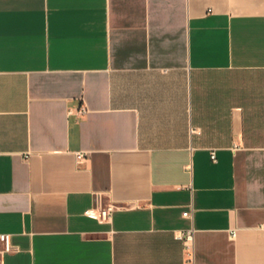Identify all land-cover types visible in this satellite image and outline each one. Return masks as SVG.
<instances>
[{"label": "crops", "instance_id": "1", "mask_svg": "<svg viewBox=\"0 0 264 264\" xmlns=\"http://www.w3.org/2000/svg\"><path fill=\"white\" fill-rule=\"evenodd\" d=\"M0 234L1 264H264V0H0Z\"/></svg>", "mask_w": 264, "mask_h": 264}, {"label": "built area", "instance_id": "2", "mask_svg": "<svg viewBox=\"0 0 264 264\" xmlns=\"http://www.w3.org/2000/svg\"><path fill=\"white\" fill-rule=\"evenodd\" d=\"M81 112H84L83 110ZM77 163H79L84 158L83 153H78L75 156ZM211 160L215 161L214 153H211ZM116 210V206L112 203L102 205L98 204L97 207L89 209L86 211L85 215L88 218L95 219L100 223H107L111 220L113 212ZM234 237V234L231 235ZM177 239L182 240L185 244L186 251L190 253V248L193 239L192 231H188L185 233H181L177 236ZM13 251V247L10 242V235L8 234H0V264L2 263V257L4 254L11 253ZM190 256V254H189Z\"/></svg>", "mask_w": 264, "mask_h": 264}]
</instances>
